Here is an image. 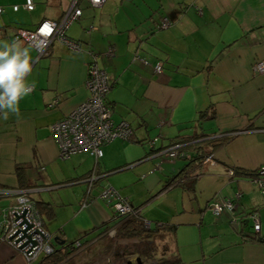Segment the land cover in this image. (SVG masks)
Segmentation results:
<instances>
[{"label": "crops", "instance_id": "1", "mask_svg": "<svg viewBox=\"0 0 264 264\" xmlns=\"http://www.w3.org/2000/svg\"><path fill=\"white\" fill-rule=\"evenodd\" d=\"M25 1L0 0V40L11 41L18 28L60 20L73 2L31 0L27 10ZM79 7L66 35L80 50L54 41L38 57L20 40L31 52L26 81L33 90L20 101L18 115L0 117V189L28 191L47 203L52 216L45 228L62 242L88 245L103 236V225H117L110 203L100 197L109 185L141 207L145 220L159 224L160 237L170 238L172 248L159 258L264 264V192L249 175L234 174L254 172L264 161V74L253 70L264 59V0H104L97 7L81 0ZM91 51L108 76L112 118L127 121L132 134L105 145L98 160L87 152L62 159L51 126L86 99ZM209 107L213 115L200 118ZM224 135L230 139L211 149L209 141ZM173 139H190L184 143L189 155L210 152L195 162L190 190L178 175L188 160L159 155ZM17 165L26 166L27 189L19 187ZM90 172L96 176L91 187L84 178ZM76 184L81 187L71 197L62 194L60 188ZM237 194L233 210L212 213L210 204ZM2 198L0 218L14 195ZM250 214L261 221L256 240ZM0 264L29 263L0 241Z\"/></svg>", "mask_w": 264, "mask_h": 264}, {"label": "built area", "instance_id": "2", "mask_svg": "<svg viewBox=\"0 0 264 264\" xmlns=\"http://www.w3.org/2000/svg\"><path fill=\"white\" fill-rule=\"evenodd\" d=\"M81 0H73L70 7L64 12L60 20H43L33 30L18 28L12 35V40H22L32 47L37 56L46 55L50 45L58 41L68 48L80 50V43L67 37L66 31L72 22L81 15L79 7ZM92 7L100 6L104 0H87ZM23 7L27 10L33 9V2L26 0ZM17 10L18 6L13 5ZM3 10L0 7V12ZM162 27L168 26V21L162 22ZM111 50L105 54L110 55ZM92 60L87 66V77L85 87L88 95L84 101L69 111L65 116L52 124L51 130L53 138L58 147L59 157L69 158L71 155L87 152L98 160L103 155V147L116 139L127 140L132 134V128L127 121L115 122L112 118V109L107 102V94L110 83L106 72L101 69L96 61L97 55L90 52ZM163 65L159 61L155 64L154 70L157 73L162 71ZM256 73L264 74V59L257 60L253 64ZM33 88H31V91ZM30 91V92H31ZM57 100L53 101V105ZM154 141L150 144L153 145ZM184 143H175L159 151V155L168 160L184 158L186 152L182 149ZM250 178L264 192V161L261 166L254 171ZM94 172L86 178L91 184L95 181ZM8 194L14 195V199L9 205L1 210L0 218V241H5L19 251L27 263L38 261L42 256H47L54 251L55 236L45 229L44 221L41 217L36 201L29 195L28 191L3 190L0 189V196ZM100 197L110 203L113 213L118 216H128L135 212H141V207L133 209L132 205L109 185L102 187ZM240 198V194L234 199H224L217 203L210 204V210L214 215H219L224 210H233L235 201ZM84 205V204H83ZM253 223V231L257 234L261 231V221L255 214H250ZM146 226L150 222L146 221ZM110 233H114L111 229ZM74 247H80L81 242L76 240Z\"/></svg>", "mask_w": 264, "mask_h": 264}, {"label": "trees", "instance_id": "3", "mask_svg": "<svg viewBox=\"0 0 264 264\" xmlns=\"http://www.w3.org/2000/svg\"><path fill=\"white\" fill-rule=\"evenodd\" d=\"M162 27V25H161ZM109 92V91H108ZM107 98V97H106ZM213 115V108L209 107L208 110H203L200 112L199 117H209ZM129 124V123H128ZM130 125V124H129ZM131 136V135H130ZM194 138H196L195 136H193ZM193 138V139H194ZM230 139V136H226L224 135V137L222 138H215L209 141V143H211L213 146L211 149H214L215 146L222 144L223 142H226ZM190 140V139H189ZM189 140L187 139H181V140H176L173 139V143H187ZM170 144V145H172ZM194 145V144H193ZM187 145H185L182 149L185 151L186 150ZM197 147V146H196ZM194 145V148H196ZM201 148V147H200ZM195 151V149H194ZM212 151V150H211ZM186 152V151H185ZM208 155H210V152L207 153H203L201 155H197L195 157V155L193 154V152L191 153V155H189L186 152V156L182 159L184 160H188L187 165H185V168L182 169L180 171V173H178V175H180L181 177H183L180 180V184L182 187H185L186 189L190 190L192 189L193 185H194V178L190 175V173L193 171L194 167H195V162L196 161H200L203 160L204 158H206ZM26 166L25 165H17L15 168V173L17 175V180L19 182V187L20 188H29L30 186H28L26 184V179H25V170ZM92 172H90L89 174H87L86 177L87 178L89 175H91ZM254 172H250V173H245V172H241L240 170H234V174H242V175H249L252 176ZM177 175V176H178ZM173 180V179H172ZM171 182L173 181H168L164 186L166 185H170ZM94 184V182L91 184V186ZM36 201V206L37 209L41 215V217L43 218L44 221V227H45V219H48L52 216V209L49 207V205L43 201H38L36 199H34ZM127 200V199H126ZM133 207V209H136L138 206L133 205L129 200H127ZM115 217L118 219V223L115 227L110 228L114 233L113 236L115 237H123V238H138V237H142V236H149V235H153V233L155 232H159L160 230V226L157 223H150V225L146 226V221L143 218L142 212H135L134 214L128 215V216H118L115 215ZM104 230H103V236L99 235V237L95 238V241H98L99 239L101 240L102 238L104 239L109 230H107V225H103ZM46 229V228H45ZM47 230V229H46ZM102 234V233H101ZM259 234L256 235V233L253 231V235H251V238L253 240H256L259 236ZM112 236V238H114ZM111 237V236H110ZM61 239L57 236H55L54 238V251L53 253H51L50 255L47 256H42L39 259L38 264H59V263H64L67 264L69 262H71V256H73V254L79 250L82 249V247L84 248V246H87V241H85L84 243H81L80 247H74L73 243L75 242H66L63 241V243H61ZM80 241V240H79ZM92 242V243H93ZM89 243V244H92ZM178 260L176 258H171V257H160L156 260L155 264H175Z\"/></svg>", "mask_w": 264, "mask_h": 264}, {"label": "rangeland", "instance_id": "4", "mask_svg": "<svg viewBox=\"0 0 264 264\" xmlns=\"http://www.w3.org/2000/svg\"><path fill=\"white\" fill-rule=\"evenodd\" d=\"M79 187L81 186L76 184L75 186L60 189L63 191V195L71 197L75 189L78 190ZM4 201L6 202L7 199H0V203ZM6 205L8 206L9 203ZM114 233L108 232L104 239H99L92 244H88L84 248L82 247V249L75 252L73 256L70 255L72 259L71 262L67 264H138V262L142 264H155V261L160 255L165 254L172 248L170 238L167 236L160 237L161 233L159 232L138 238L115 237L113 236ZM112 236L114 238H112ZM68 240L73 241V238L70 237ZM3 242L7 243L5 241ZM8 245L11 246L10 244ZM11 247L16 253H20L13 246ZM136 250L142 253L144 252V258L142 255L136 253ZM33 264H37V262Z\"/></svg>", "mask_w": 264, "mask_h": 264}, {"label": "clouds", "instance_id": "5", "mask_svg": "<svg viewBox=\"0 0 264 264\" xmlns=\"http://www.w3.org/2000/svg\"><path fill=\"white\" fill-rule=\"evenodd\" d=\"M29 47L20 40H0V117L19 114L20 101L30 94L26 78L32 71Z\"/></svg>", "mask_w": 264, "mask_h": 264}, {"label": "water", "instance_id": "6", "mask_svg": "<svg viewBox=\"0 0 264 264\" xmlns=\"http://www.w3.org/2000/svg\"><path fill=\"white\" fill-rule=\"evenodd\" d=\"M244 222L247 223V220H245ZM232 224L235 227H237V225H238L237 222H236V220H234V219L232 220ZM61 243H63V242L61 241Z\"/></svg>", "mask_w": 264, "mask_h": 264}, {"label": "flooded vegetation", "instance_id": "7", "mask_svg": "<svg viewBox=\"0 0 264 264\" xmlns=\"http://www.w3.org/2000/svg\"><path fill=\"white\" fill-rule=\"evenodd\" d=\"M136 253H138L139 255H142V257L144 258V252L142 253L141 251H139V250H136ZM140 263V262H139Z\"/></svg>", "mask_w": 264, "mask_h": 264}]
</instances>
